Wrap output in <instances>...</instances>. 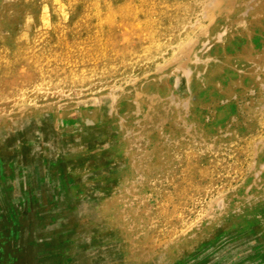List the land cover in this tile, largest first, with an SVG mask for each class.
<instances>
[{
	"label": "rangeland",
	"instance_id": "374dc122",
	"mask_svg": "<svg viewBox=\"0 0 264 264\" xmlns=\"http://www.w3.org/2000/svg\"><path fill=\"white\" fill-rule=\"evenodd\" d=\"M211 1L0 0V264H264V92L189 84L264 59H213Z\"/></svg>",
	"mask_w": 264,
	"mask_h": 264
},
{
	"label": "crops",
	"instance_id": "0c3cea01",
	"mask_svg": "<svg viewBox=\"0 0 264 264\" xmlns=\"http://www.w3.org/2000/svg\"><path fill=\"white\" fill-rule=\"evenodd\" d=\"M241 0H212L208 9L211 17L199 19L197 28L208 30L200 37V44H214L217 47L213 59L223 62L224 60L234 59L233 55L245 53L247 59L255 61L260 57L264 59V26L257 20L245 21L243 17L244 5ZM255 15V11L250 12ZM248 29V36H244L241 29ZM263 31H261V30ZM221 49V51H220ZM211 59V58H210ZM217 66V65H216ZM226 69L218 71V68L204 74H199L198 83L195 80H189L192 91L199 89V93L205 92L231 94L239 88L253 93L264 92V71L242 72L238 70L229 71L230 74H224ZM204 95V94H203ZM215 96V95H214ZM214 96L207 95L209 101H216ZM264 102V97L257 99ZM226 115L221 114L214 119V129L221 127L233 118L231 108L226 106ZM222 116V117H221ZM194 128L196 123L191 124ZM218 125V127H217ZM201 128V124L199 125ZM201 132V130H200Z\"/></svg>",
	"mask_w": 264,
	"mask_h": 264
},
{
	"label": "bare ground",
	"instance_id": "6f19581e",
	"mask_svg": "<svg viewBox=\"0 0 264 264\" xmlns=\"http://www.w3.org/2000/svg\"><path fill=\"white\" fill-rule=\"evenodd\" d=\"M144 18V17H143ZM146 19V18H145ZM154 23V22H153ZM149 37V36H148ZM62 51V50H61ZM63 52V51H62ZM65 52V51H64ZM65 55V54H64ZM68 55V54H67ZM62 56V55H61ZM60 56V57H61ZM66 56V55H65ZM56 57V56H55ZM69 58V57H68ZM62 59V58H61ZM70 59V58H69ZM64 60H66L65 58L63 59V61L62 62H64ZM69 61V60H68ZM75 62V61H74ZM65 64V63H64ZM72 64V63H71ZM67 66V65H66ZM7 213V212H6ZM14 218V216L13 215H11V212H8V214H7V216L5 215V220L8 222V220H10L11 221V223H12V219ZM8 223H6V225H7ZM13 233V235L15 236L16 234L14 233V232H17V230H15L14 229V231L13 230H11ZM16 238V237H15Z\"/></svg>",
	"mask_w": 264,
	"mask_h": 264
}]
</instances>
